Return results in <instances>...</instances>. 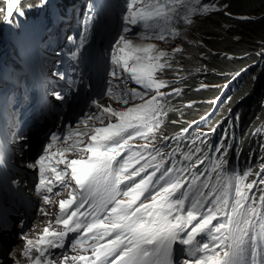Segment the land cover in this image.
I'll use <instances>...</instances> for the list:
<instances>
[{"label": "snow or ice", "instance_id": "1", "mask_svg": "<svg viewBox=\"0 0 264 264\" xmlns=\"http://www.w3.org/2000/svg\"><path fill=\"white\" fill-rule=\"evenodd\" d=\"M19 3L7 0L8 17ZM123 7V27L109 53V75L123 84L109 81L106 95L122 105L143 102L115 109L93 100L98 111L80 121L83 129L48 138L28 167L38 170L36 191L43 202L58 205L56 227L49 221L38 240H27L24 255L35 250L34 264H57L46 253L63 248L76 233L70 245L76 254L64 255L59 264H264V195L257 205L250 171L226 176L225 162L216 160L205 170L216 174L215 181L200 173L186 179L190 169L164 167L162 152L148 151L165 115L161 98L166 94L160 90L168 83L157 73L171 68L182 49L170 53L134 41L175 39L179 24H192L193 15L212 7L201 6L200 0H124ZM129 81L146 91L129 87ZM137 138L148 143H130ZM56 187L70 189L68 198L54 202L50 194H60L53 192Z\"/></svg>", "mask_w": 264, "mask_h": 264}, {"label": "trees", "instance_id": "2", "mask_svg": "<svg viewBox=\"0 0 264 264\" xmlns=\"http://www.w3.org/2000/svg\"><path fill=\"white\" fill-rule=\"evenodd\" d=\"M30 3L21 0L19 7L23 10ZM200 4L213 10L197 12L190 25H178L181 34L175 39L192 56L183 62L184 73L172 92L162 98L165 117L168 123L198 121L201 114L195 108L205 105L199 101L220 98L215 108H204L206 114L214 109L204 127L196 123L187 137L170 143L172 155L166 167L190 169L186 179L200 173L215 181L216 174L205 170L213 161H224L221 171L226 176L251 172L248 182H255L251 195L258 200L264 192L260 183L264 177V0H200ZM184 36L193 44L179 39ZM236 64L247 68L219 95L216 85L229 79L227 74ZM175 89H180L179 94ZM201 159L204 164H199Z\"/></svg>", "mask_w": 264, "mask_h": 264}, {"label": "rangeland", "instance_id": "3", "mask_svg": "<svg viewBox=\"0 0 264 264\" xmlns=\"http://www.w3.org/2000/svg\"><path fill=\"white\" fill-rule=\"evenodd\" d=\"M49 1H55V0H49ZM118 2H119V4H118ZM116 4H118V5L116 6V8L114 10L113 15H115L118 19H120L122 21L124 0H81V3H75L72 6L67 7L65 10H63V14H59L58 11L54 10L50 17H45V21L41 27V33H42V30L45 27V25L48 24L49 26L47 29H50L51 32L55 33V35L57 37V42L54 45L50 44V43H44V42H42L43 36L41 35L39 37L40 47H39V52H38L37 58H39V53L45 54L46 55V63H47V65H50L54 61V56L59 53L61 46L66 45V44H70L71 40H72V43L74 42L73 39L76 38V34L78 33V30L81 31L83 29V32L87 33V30H88L87 26H93L95 23L98 22L99 18L104 16L105 14H112L113 13L112 8ZM41 5H42V0H33L32 4L29 5L28 7H26L25 10L23 11L22 17L19 14L20 11H15L16 19H19L21 17V19L23 20L24 29L29 28L28 27V24H29L28 18L31 15H35V8L36 7L40 8ZM5 9L7 10V0H0V24H2V22H3L2 17H3V13H4ZM65 14L67 15L66 20L63 18V16ZM54 17H57L58 21H55ZM42 22H43V20L41 21V23ZM186 29H189V28L186 26ZM1 37L2 36H1V29H0V39H1ZM180 39L189 45L193 44L192 40L188 37L184 36ZM178 41L179 40H175L173 38H170L169 36L164 41H160V40H150V41L135 40L134 41L135 43H153V44H156L159 49L168 51L170 53L176 47H179L182 49L181 52L175 53V58L170 61L172 64L171 68H165L163 73H157L158 78H162L165 81H167V83H168L167 87L162 88L160 90L161 92H163L165 94L172 92L171 89L173 87V84L184 73L183 62L192 56V54H190V53H187V54L185 53L186 47L181 45ZM193 46H196V45H193ZM7 52H8L7 49L0 51V72H1L0 76L3 74H6V71L7 72H13V70H14L13 67H12V69L9 70V67H11V65H7L5 63V58L8 56ZM15 54H16V52H15ZM180 55H182L181 58L179 57ZM15 57H16V55H14V58ZM246 58H242V59H246ZM14 67L17 68L16 65ZM241 67H242L241 64H236L230 70V73H228L227 75H231L232 73H236L239 69H241ZM111 70L112 69H110V71ZM244 70H246V69H244ZM124 75L126 76V74H124ZM111 81H112L113 85H116V84L122 85L123 84L122 80H115V79H113V77H112ZM129 87L137 88L140 91H146L144 89H140V87L138 85H135L131 81H129ZM216 88H219V85ZM151 95H152V93H150V92L147 93V95L145 96V99H149L151 97ZM102 97L104 99H107V100L102 99V105H104V106L111 105L115 109L131 107V106H133V104H139V103L143 102V101L137 99L134 101H130V103L128 105H122V104L116 103L115 101L111 100L106 95V91L104 92V95H102ZM205 101H206L204 103L205 105L198 106L195 108V112H197L196 114H200L201 112H203V110L206 106L208 107L211 104L210 99L205 100ZM168 118L169 117H165V115L163 118H160L162 121L161 126L155 135L154 142L152 144H150L149 149H148V151H152L154 149H159L163 154L164 163L167 162V157H169V154L171 151L170 150V148H171L170 143H172L174 137H176V136L178 137L179 136L178 134L183 133L184 129H186V127H187V126H185L187 123H188V125H190L189 127H193L194 123H195V122L192 123L193 120L188 122V120H183V119H180L179 121L173 120L171 123H168V120H169ZM106 123H107V121H106ZM203 124H204V122L201 120L200 125H203ZM96 126L99 127L101 125L97 122ZM174 127H176V128H174ZM36 134H37L36 132L33 133V135H36ZM29 141H31V139H29ZM36 141L38 143V146L36 148L40 149L42 147V145L47 141V136H44L43 132L38 133L36 136ZM27 144L29 145V147L26 146ZM27 144H25V143L19 144V148L21 150L20 153L18 154V157L21 160L20 165L27 170H31V169L35 170L34 168L28 167V165L34 163L35 160H32V158H29V159H27V158L31 155H34V158L37 159V157L40 155L41 151H38L35 148L31 147V143H27ZM144 144H146V143H144ZM32 149H35V150L32 151ZM161 149H166V150H161ZM138 150L143 151V149H138ZM68 158L69 159H75V158H80V157L70 155ZM157 159L159 160L160 157H157ZM141 163H143V161ZM137 167H139V165H137ZM151 170L152 169L149 168V172ZM24 186H25V183H24ZM63 194L68 197V191H65ZM46 209L48 210V207ZM40 210H41L40 208L37 209V212L41 213V215H42L41 219L38 222L39 223H46V222L50 221L51 218H49L48 215L46 216L44 214V212H42ZM48 214H49V211H48ZM13 224H15L18 227V230H17L16 234L13 235L12 243H10L7 246V248L5 245L3 246L1 244V246L4 249H6V251H8L11 247H12L11 248L12 250L14 248H22V247H20V243H19L20 237H21L20 233H21V228H22L21 224H20V219L19 218L15 219L13 221ZM3 237L5 239V236H3ZM4 239H3V242H5ZM21 242H22V237H21Z\"/></svg>", "mask_w": 264, "mask_h": 264}, {"label": "clouds", "instance_id": "4", "mask_svg": "<svg viewBox=\"0 0 264 264\" xmlns=\"http://www.w3.org/2000/svg\"><path fill=\"white\" fill-rule=\"evenodd\" d=\"M118 4H119V2H118ZM118 4H116L113 8H116V6L118 5ZM114 14V12L112 13V14H109V15H106V18H104V20H103V23H100L99 25H98V27L96 26L95 27V30H103L104 28H105V21H106V19H108L109 17H111L112 15ZM111 22H112V24H110V30H109V32H108V34L107 35H104V36H101L100 37V42H103V43H106L107 45H109V46H112V44H113V42H114V40L116 39V37L120 34V31H121V28L123 27V24H122V21L120 20V19H118L115 15L113 16V18H112V20H111ZM170 38H172L171 36H169ZM56 39V41H57V37L55 38ZM180 39V38H179ZM176 40V39H175ZM109 73H110V70L106 73L107 75H109ZM110 76V75H109ZM230 77L231 76H229V79H230ZM228 79V80H229ZM178 80V79H177ZM228 80H223L222 82H220L219 84H217L216 85V87L219 85V88H216L215 87V89H216V91L217 92H219V95H221V94H223V92L224 91H226L227 89H228V87L226 88V89H223L222 88V83L224 82V81H228ZM221 86V87H220ZM204 87H208V85L206 84ZM163 98H164V96H163ZM216 98H220L219 96L217 97V96H215V97H211L210 99H216ZM209 98H207V99H204V100H202L201 102H206L205 100H208ZM200 102V101H199ZM212 102V101H211ZM193 104V103H192ZM191 105V104H190ZM209 107V106H208ZM164 117V115H162L160 118H163ZM189 121V120H188ZM193 121H195V119H193ZM196 125V124H195ZM194 125V126H195ZM190 125H188L187 127H186V129H184V130H187V131H183V133H180V134H178L179 136L177 137H174V139H173V141L174 140H178V139H180V138H184V137H187L189 134H190V132H191V130L194 128V126L193 127H189ZM200 126V125H199ZM201 127V126H200ZM174 128H176V127H174ZM147 143H148V141H146ZM136 144H138V143H136Z\"/></svg>", "mask_w": 264, "mask_h": 264}, {"label": "bare ground", "instance_id": "5", "mask_svg": "<svg viewBox=\"0 0 264 264\" xmlns=\"http://www.w3.org/2000/svg\"><path fill=\"white\" fill-rule=\"evenodd\" d=\"M55 20V19H54ZM225 88V87H224ZM212 102H216L218 99H210ZM71 103V105H72V102H70ZM73 109V108H72ZM51 129V128H50ZM47 131V130H46ZM47 142V141H46ZM45 142V143H46ZM44 143V144H45ZM43 144V145H44ZM48 210L50 211V210H52V208L51 207H48ZM16 224V223H15ZM15 224H12L11 225V227H10V230L8 229L7 231H0V244H2L3 246L5 245L6 246V248H7V246L10 244V243H12V241H13V235H15L16 234V232H17V230H18V227L15 225ZM3 236H5V239H4V237ZM3 239L5 240V242H3ZM16 239V238H15ZM14 239V240H15ZM20 247H23V242H21V237H20ZM12 248V247H11ZM9 249L8 250V252L10 251V250H12V249ZM1 252H7L6 251V249H4L2 246H1ZM7 255V254H6ZM3 258V259H2ZM3 262H5V260H4V256H1L0 257V264H4Z\"/></svg>", "mask_w": 264, "mask_h": 264}, {"label": "water", "instance_id": "6", "mask_svg": "<svg viewBox=\"0 0 264 264\" xmlns=\"http://www.w3.org/2000/svg\"><path fill=\"white\" fill-rule=\"evenodd\" d=\"M29 143H31V147L34 146V137L33 136L31 137V141Z\"/></svg>", "mask_w": 264, "mask_h": 264}]
</instances>
